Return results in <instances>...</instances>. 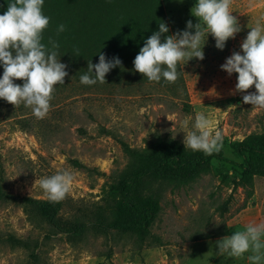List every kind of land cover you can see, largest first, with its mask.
<instances>
[{
    "label": "rangeland",
    "instance_id": "374dc122",
    "mask_svg": "<svg viewBox=\"0 0 264 264\" xmlns=\"http://www.w3.org/2000/svg\"><path fill=\"white\" fill-rule=\"evenodd\" d=\"M163 4L171 34L184 30L189 20L199 21L191 13L195 0ZM230 10L241 31L223 50L209 34L203 60L179 62L173 82L149 81L123 63L106 74L104 83L84 85L80 75L98 59L60 45L58 58L68 75L55 86L44 118L0 98V190L49 200L39 179L60 170L74 175L60 200L57 225L22 201L0 198V264H250L249 253L217 255L216 241L226 230L230 235L249 222H264V177H255L249 196L237 185L243 157L231 147L233 141L264 132V109L243 102V95L256 91L254 85L236 91L238 74L229 76L220 66L241 51V42L264 16V0H231ZM201 111L222 133L227 160L214 161L209 173L185 185L152 184L161 193V210L143 243L133 233L96 226L93 222L107 221L113 210L104 200V186L129 162L122 142L136 149L158 137L183 142L181 121ZM78 222L89 223L83 234L67 232Z\"/></svg>",
    "mask_w": 264,
    "mask_h": 264
},
{
    "label": "clouds",
    "instance_id": "9594fccd",
    "mask_svg": "<svg viewBox=\"0 0 264 264\" xmlns=\"http://www.w3.org/2000/svg\"><path fill=\"white\" fill-rule=\"evenodd\" d=\"M44 0H10L6 11L0 14V98L14 106L30 107L33 115L44 118L50 108L52 93L57 84H64L68 75L67 66L58 58L59 43L49 37L43 43V32L50 17L43 13ZM231 0H195L191 13L199 18L194 25L191 20L186 28L176 34L169 32L165 22L148 36L134 57L136 71L149 81L162 79L173 82L177 79V66L192 58L203 60V46L209 34L215 47L223 50L226 41L241 31L240 25L230 10ZM195 31H190V29ZM65 30L57 26V33ZM241 51H234L220 66L229 76L237 73L235 90L245 92L250 86L255 92L243 95V102L264 109V16L257 19L240 44ZM122 64L119 57L106 59L100 52L98 62L91 61L87 71L80 75L84 85L104 83L106 74ZM19 78L22 83H16ZM185 133L184 148L211 155L221 150L223 136L214 128L205 112H197L193 119L188 116L181 121ZM74 175L69 170L39 179L51 202L65 198L70 191ZM217 255L242 258L245 253L250 264H264V222H249L243 230L234 231L216 241Z\"/></svg>",
    "mask_w": 264,
    "mask_h": 264
},
{
    "label": "trees",
    "instance_id": "16d2710c",
    "mask_svg": "<svg viewBox=\"0 0 264 264\" xmlns=\"http://www.w3.org/2000/svg\"><path fill=\"white\" fill-rule=\"evenodd\" d=\"M10 0H0V14ZM43 13L50 17L44 30L48 39L58 41L77 55L106 59L119 57L122 64L133 65L134 57L145 39L158 30L159 23L168 27L163 0H44ZM65 25L57 33L59 24ZM164 35H171L169 32ZM48 37V38H46ZM85 54V55H84ZM121 64V65H122ZM129 157L118 178L103 188L104 200L113 209L107 221L96 220V226L135 234L143 243L161 210V193L152 184L161 182L181 186L195 181L212 170L216 160H227L223 147L217 153L184 148L180 140L158 137L149 147L136 149L122 142ZM235 153L243 157L241 177L237 185L252 195L256 176L264 177V132L251 133L231 143ZM78 163V162H76ZM0 198L22 201L36 210L51 225H57L62 203L50 200L19 197L0 190ZM227 209V202L223 205ZM89 223H75L67 232L83 234ZM229 234L226 230L224 235Z\"/></svg>",
    "mask_w": 264,
    "mask_h": 264
}]
</instances>
